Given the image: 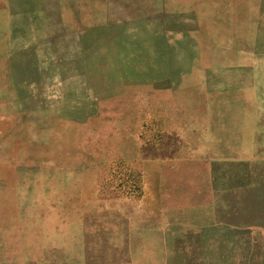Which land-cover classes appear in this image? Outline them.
<instances>
[{
	"label": "rangeland",
	"instance_id": "1",
	"mask_svg": "<svg viewBox=\"0 0 264 264\" xmlns=\"http://www.w3.org/2000/svg\"><path fill=\"white\" fill-rule=\"evenodd\" d=\"M0 264H264V0H0Z\"/></svg>",
	"mask_w": 264,
	"mask_h": 264
}]
</instances>
